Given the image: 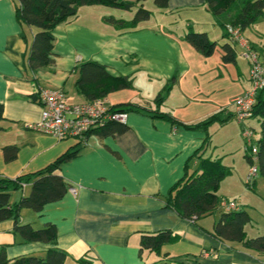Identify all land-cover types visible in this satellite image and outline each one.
I'll return each mask as SVG.
<instances>
[{
    "label": "crops",
    "instance_id": "0c3cea01",
    "mask_svg": "<svg viewBox=\"0 0 264 264\" xmlns=\"http://www.w3.org/2000/svg\"><path fill=\"white\" fill-rule=\"evenodd\" d=\"M81 10H84L83 15ZM178 11L188 14L210 12L205 7V0H168L167 10L155 13L154 22L151 17L136 29L119 32L103 21L105 15L102 13L97 18L100 23H93L92 17H97L95 9L80 6L76 17L58 23L53 29L56 38L54 64L34 72L27 68L34 31L17 21L13 0H0V103L3 105L0 177L13 178L42 168L77 142V139L58 140L28 125L40 118L39 88H61L71 101H85L74 87V69L81 61L104 64L113 76L131 79V88L110 92L105 97L109 104L128 102L145 107L140 112H127L124 122L127 128L121 133L102 138L90 134L80 145L77 155L60 166L58 172L68 188L59 200L46 203L39 212L30 208L21 210L20 223H28L33 229L49 223L55 225V246L67 253L64 264H148L164 255L171 264H264V253H257L241 242L213 237L211 233L218 214L192 221L181 218L166 206L170 187L183 177L185 171L192 173L199 165L195 153L207 136L209 142L200 151L201 155L220 159L230 170L220 181L219 195L233 200L232 197L240 198L250 193L242 186L247 169L233 177L229 162L234 149L241 151L245 158L242 123L234 119L231 101L250 86V64L246 60L248 74L244 78L240 73L242 80L237 77L233 91H225V88L216 91L208 85L195 83L200 71L190 57L195 60L194 57L201 54L184 35L195 31L209 36L200 25L196 24V30L185 32L179 31L172 24L173 20L164 19ZM193 14L185 19H192ZM212 16L214 24L222 28ZM223 34L222 28L223 42L220 44L217 39L209 38L216 46L220 45L219 66L224 64L227 69L230 64L234 65L232 67L237 65L234 43L243 47L244 40L264 63V45L252 36H242L239 41ZM225 43L232 48L233 61L222 59L221 45ZM173 78L165 99L156 108L155 97L164 93ZM234 78L232 83L236 82ZM34 96L36 100H33ZM155 109L171 114L175 121L153 115ZM217 112L227 120L214 121L206 129L184 126ZM7 145L17 148L15 158L10 161L4 160L3 148ZM257 179L252 187L261 191L264 181ZM71 186L77 187L75 194L69 190ZM29 189V184L24 185L20 192L11 194V200L17 201L21 195L28 194ZM250 201L248 197L236 203L249 213ZM250 218L247 236H264L263 232L248 234V226L251 227L253 222L251 215ZM158 230H169L175 237L162 245L160 255L141 250L142 235ZM50 246L22 241L13 230V220L0 221V250L3 249L9 259L30 255L41 257Z\"/></svg>",
    "mask_w": 264,
    "mask_h": 264
},
{
    "label": "trees",
    "instance_id": "16d2710c",
    "mask_svg": "<svg viewBox=\"0 0 264 264\" xmlns=\"http://www.w3.org/2000/svg\"><path fill=\"white\" fill-rule=\"evenodd\" d=\"M17 21L29 31L33 30V38L29 45L27 68L36 72L41 68H48L54 64L53 52L55 45L54 27L60 23L77 16L78 8L83 5H106L132 12V17L122 18L105 15L103 21L114 26L119 32L138 28L142 22L148 21L153 12L145 7L147 0H13ZM157 12H164L168 8V0H152ZM205 7L216 18L224 30V36L229 37L226 26H238L242 31L258 18L264 16V0H205ZM185 40L201 55L209 56L213 53L216 43L210 40L205 32L188 31L184 35ZM249 45L250 43L246 41ZM251 47V45H250ZM222 59L225 62L233 61L234 54L229 44H223ZM254 51V49L251 47ZM256 52V51H255ZM258 55V54H257ZM259 57V56H258ZM260 59V58H259ZM249 63V61H248ZM76 78L75 90L84 98V102L94 99H106L113 91L131 88L132 81L127 76H113L107 70L106 65L95 61H81L75 66ZM175 78L167 84L164 93H159L155 99L156 108L165 99L166 92L171 87ZM145 107L132 103L122 102L109 104L108 112L124 113L130 111L140 112ZM250 118L255 117L260 124L258 142V172L264 176V89L256 92L255 103L252 107ZM147 112V110H146ZM153 115L166 117L171 121L175 118L169 113H162L158 109L152 111ZM3 119V105L0 103V121ZM227 120L220 117V112L213 113L199 122L184 124L186 128H207L214 121ZM124 122L107 119L96 125L83 137L75 136L77 142L69 146L44 167L32 172H26L16 177H0V221L13 220V230L20 235L24 242H42L51 246L44 256H21L9 259L4 250H0V264H64L67 253L56 247V228L54 224H46L43 228L33 229L30 224L20 223V212L24 208H30L39 212L46 203L59 200L68 188L64 177L59 174V168L63 163L70 161L78 153L87 137L95 133L99 137H105L113 133H121L126 129ZM69 138V137H67ZM66 139V138H65ZM63 140V139H61ZM209 142V136L195 155L199 158V165L192 172L185 171L183 177L176 181L169 189L165 199L166 206L174 210L181 218L192 221L206 215L218 214L214 222L213 237L241 242L245 246L264 253V236L248 237L246 226L251 223L250 215L246 208L240 207L230 210L222 206L223 201H229L218 193L221 179L230 170L220 159L202 156L203 150ZM4 160L15 158L17 148L15 145H7L3 148ZM247 159L248 155L244 153ZM248 161V159H247ZM29 184L28 194L21 195L17 201L11 200L12 191L22 189ZM175 237L169 230H158L154 233L143 234L140 241V249H146L156 254H161L163 244ZM148 264H171L166 256L158 261Z\"/></svg>",
    "mask_w": 264,
    "mask_h": 264
},
{
    "label": "built area",
    "instance_id": "2783aa9c",
    "mask_svg": "<svg viewBox=\"0 0 264 264\" xmlns=\"http://www.w3.org/2000/svg\"><path fill=\"white\" fill-rule=\"evenodd\" d=\"M227 32L233 39L241 41L242 34L238 26L227 25ZM244 57L250 64V86L240 96L232 99L234 119L242 123L241 136L243 151L248 155L249 168L245 176L247 185L253 184L258 176V142L253 128L244 124L252 114L256 92L264 89V63H262L250 45L242 42ZM38 101L41 113L38 121L28 125L29 128L48 133L61 140L67 137H83L92 128L107 119L125 122L126 114L108 112L109 103L106 99H94L88 102H74L61 88H39ZM71 193L77 192V187L71 186ZM222 206L230 210L239 208L235 200L223 201Z\"/></svg>",
    "mask_w": 264,
    "mask_h": 264
},
{
    "label": "rangeland",
    "instance_id": "374dc122",
    "mask_svg": "<svg viewBox=\"0 0 264 264\" xmlns=\"http://www.w3.org/2000/svg\"><path fill=\"white\" fill-rule=\"evenodd\" d=\"M93 7L97 13V17H92L94 20L93 23L99 24L98 14L100 15L101 13L103 15H110L114 17H123V18H130L132 12H129L127 10H122L119 8H113L111 6H106V5H87ZM145 7L153 12L152 15V20L151 22H154V16L155 13H158L153 5L152 0H147L145 2ZM84 10H81V15H83ZM193 14V13H189ZM187 11H178L174 12L173 15H168L164 19L166 20H173L172 24L176 27H178L179 31H184L185 32L189 30H196V24L202 26V30H206L208 32V36L210 39H217L218 44L223 42V37H221V32L222 28H220L218 25L214 24V20L212 19V13L211 12H206V13H200L198 12L197 14H193L192 19L186 20L185 18L189 15ZM212 16V17H211ZM83 17V16H82ZM191 25V27H188V25ZM243 37L245 36H252L256 42H258L261 45H264V16L261 18H258L254 23H251L248 27H246L243 31ZM243 39V38H242ZM246 41V40H244ZM243 41V42H244ZM216 46L215 52L213 55L206 57L202 55H196V57H199L200 60H198L196 57L195 60L190 57L191 62L194 63V65L197 66V68L200 71V74L197 76V80H195V83L200 82L202 85H208L212 87L213 89H216V91H220L221 88H225V91L230 89L231 91L234 90V86H236L235 83H238L237 77L240 78V73L243 74V77H246V74H248L247 70V64L246 60L248 62V59L244 57V48L239 46L238 42L234 43L235 46V56L237 59V65L235 67L233 64H230L231 66H228L227 69L224 68V64H221L219 66L220 62L218 63L220 57H219V51H218V46L220 48V45ZM222 46V45H221ZM222 49V47H221ZM196 53V52H195ZM220 73H223V76L220 75ZM235 77V78H234ZM232 78L235 79L236 82L232 83ZM240 80H242L240 78ZM251 83H249L250 85ZM244 93V92H243ZM242 93V94H243ZM240 94V95H242ZM238 95V96H240ZM244 124L250 128H253L254 134L256 138L258 139L259 137V132H260V124L258 120L255 117L248 118L244 120ZM57 139V138H56ZM69 139L70 141H75V137H69L66 138ZM65 139V140H66ZM59 140V139H58ZM223 150V149H222ZM230 158L229 162L232 165V174L233 177H236L238 174H240L241 171L244 169L249 168V162H246V158L243 157L241 151H237L234 149L232 153H230ZM246 159V160H245ZM257 180L263 179L264 181V176H262L258 172ZM245 183V180H244ZM252 183L250 185H247L246 183L243 184L242 186L249 191V194L242 195L240 198L239 197H232L235 198L233 200L241 202L242 200L248 199V197L251 198L250 203H248V210L249 213L252 217V226H248V234H256L263 232L264 233V189L259 191L256 188L252 187ZM235 186V185H234ZM253 188V189H252ZM21 189H17L12 191V195H15V193L20 192ZM220 194V191H218ZM232 194H236L232 193ZM248 195V196H247ZM13 198V197H12ZM172 263V261H170Z\"/></svg>",
    "mask_w": 264,
    "mask_h": 264
},
{
    "label": "water",
    "instance_id": "95a60500",
    "mask_svg": "<svg viewBox=\"0 0 264 264\" xmlns=\"http://www.w3.org/2000/svg\"><path fill=\"white\" fill-rule=\"evenodd\" d=\"M33 100H36V96L33 97Z\"/></svg>",
    "mask_w": 264,
    "mask_h": 264
}]
</instances>
